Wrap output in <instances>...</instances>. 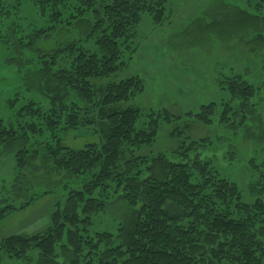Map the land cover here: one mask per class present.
Returning a JSON list of instances; mask_svg holds the SVG:
<instances>
[{
	"label": "trees",
	"instance_id": "obj_1",
	"mask_svg": "<svg viewBox=\"0 0 264 264\" xmlns=\"http://www.w3.org/2000/svg\"><path fill=\"white\" fill-rule=\"evenodd\" d=\"M31 1L52 22L50 31L70 19L92 24L86 38L96 34L97 51L89 53L75 41L41 54L33 83L49 98V110L29 107L27 115L39 117L38 123L20 126L19 135L13 128L0 132V142L8 146L19 140L26 143L25 131L48 133L41 162L80 179L63 203L54 205L43 231L2 239L3 256L24 264H264V244L258 238L264 231V201L243 203L235 183L220 178L197 158L174 163L163 153L137 156L138 148L155 141L160 122L176 119L162 110L142 122L139 108H122L121 103L144 89L137 76L92 84L125 67L124 50L142 16L148 14L154 25H161L167 0ZM258 38L264 42L261 35ZM220 82L230 101L251 113L254 86L237 75ZM229 102L222 122L232 109ZM215 107L202 106L193 117L208 125ZM88 127L100 137L99 146L73 150L62 144L59 132ZM26 154L23 148L15 155L19 170L29 166ZM255 169L264 178V158L261 171ZM48 194L49 190L33 194L16 206L0 191V221ZM115 203L127 209L126 219L114 233H91L93 219Z\"/></svg>",
	"mask_w": 264,
	"mask_h": 264
},
{
	"label": "rangeland",
	"instance_id": "obj_2",
	"mask_svg": "<svg viewBox=\"0 0 264 264\" xmlns=\"http://www.w3.org/2000/svg\"><path fill=\"white\" fill-rule=\"evenodd\" d=\"M0 2V132L13 128L19 135L23 131L20 126L38 123L39 117L27 115L29 107L50 108L49 98L33 83L37 59L75 41L94 53L96 34L86 38L92 24L77 23L76 19L50 31L52 22L31 0ZM258 35L264 39L263 0H167L161 25H154L148 14L142 16L134 39L127 44L129 49L124 50L125 67L92 84L101 86L137 76L144 89L121 103L122 108H139L142 122L162 110L176 119L170 124L160 122L155 141L138 148L137 156L163 153L174 163L197 158L220 178L235 183L243 203L264 201V178L255 169H260L264 158V42ZM236 75L256 89L251 113L243 112L238 102L230 101L229 94L221 90L220 81ZM228 102L233 110L222 122ZM211 103L216 104L211 123L204 125L193 115ZM25 132L26 143L19 140L8 146L0 142V191L16 206L41 191L49 190V194L1 220L0 241L43 231L54 205L62 204L67 191L80 182L41 162L48 133ZM58 135L62 144L73 150L102 143L92 127ZM23 148L30 157L29 166L19 170L15 155ZM126 217L123 205L110 204L93 219L90 232L114 233ZM258 238L264 244V231ZM0 264L24 263L9 260L0 252Z\"/></svg>",
	"mask_w": 264,
	"mask_h": 264
}]
</instances>
